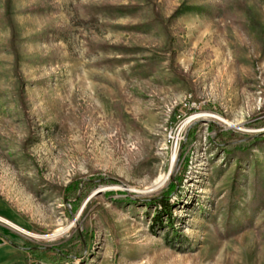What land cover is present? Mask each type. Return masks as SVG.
Masks as SVG:
<instances>
[{
	"label": "rangeland",
	"instance_id": "rangeland-1",
	"mask_svg": "<svg viewBox=\"0 0 264 264\" xmlns=\"http://www.w3.org/2000/svg\"><path fill=\"white\" fill-rule=\"evenodd\" d=\"M131 1L0 0L1 217L71 227L0 220V264H264V0Z\"/></svg>",
	"mask_w": 264,
	"mask_h": 264
},
{
	"label": "trees",
	"instance_id": "trees-1",
	"mask_svg": "<svg viewBox=\"0 0 264 264\" xmlns=\"http://www.w3.org/2000/svg\"><path fill=\"white\" fill-rule=\"evenodd\" d=\"M146 1V2H143ZM151 0H132L131 4L128 5H108V6H100L98 7L97 11L99 14L102 15V17H108L111 19H114V14L120 13L121 15H128L131 17H134V15L142 11L144 7H148L147 5H150ZM227 7L225 8L226 11L230 12L231 10L244 13L245 16L249 19V21L253 20L252 11L246 6L245 0H226ZM185 12H195L197 14H204L209 16L210 18H217V16L214 15V13H209L207 9H203L199 6H188V5H181L180 8L177 10L173 18L180 17ZM95 18V17H93ZM152 25V22L150 23H139L130 28L131 31L140 32L142 28L150 27ZM120 54L123 55L124 52L120 51ZM183 177H178L176 180H174L166 189H164L159 195H155L152 197H149L145 199L144 202L150 205L156 206L158 209V212L155 214L154 217V224L156 225H163L164 227L169 226L175 228L174 221L172 220V205H171V199L175 194H177L178 188L182 184ZM131 202H134V200L130 199ZM164 214V215H163ZM167 217L165 221L168 223H164V218Z\"/></svg>",
	"mask_w": 264,
	"mask_h": 264
},
{
	"label": "bare ground",
	"instance_id": "bare-ground-1",
	"mask_svg": "<svg viewBox=\"0 0 264 264\" xmlns=\"http://www.w3.org/2000/svg\"><path fill=\"white\" fill-rule=\"evenodd\" d=\"M202 117H203V116H202ZM205 117H209V118H210L211 116H205ZM199 118H201V116L194 117V118L188 120V121H187V124H189V123H191L193 120H195V119H199ZM216 119H217V118H216ZM218 119H219V118H218ZM219 120H220V119H219ZM226 124H228L229 126H232L230 123H226ZM176 157H177V156H176V154H175V156H174V158H173V164H174V162L176 161ZM170 178H171V173H169L168 175H165V176H161V177L158 178V179L156 180V182L153 184L152 190H153V191H158V190L162 189L163 187H165V186L168 184ZM0 220L3 221V222H5L6 224L10 225L11 227L16 228L18 231L24 233L25 235H27V236H29V237H31V238H33V239H38V240H55V239H57V238H59V237L65 235L66 233H68V232L70 231V229H71V227L61 228V229H59L57 232H55V234H54L52 237L47 238V237L37 236V235H34V234L30 233V232L24 231L23 229H21V228L15 226V225L12 224L11 222H9V221H7V220H5V219H3V218H0Z\"/></svg>",
	"mask_w": 264,
	"mask_h": 264
},
{
	"label": "crops",
	"instance_id": "crops-1",
	"mask_svg": "<svg viewBox=\"0 0 264 264\" xmlns=\"http://www.w3.org/2000/svg\"><path fill=\"white\" fill-rule=\"evenodd\" d=\"M183 16V15H182ZM4 211V212H3ZM3 213H6L5 212V209H4V207H3V205L0 203V217L1 216H5V217H9L8 215H6V214H3ZM2 218V217H1ZM3 246V245H2ZM1 247V246H0Z\"/></svg>",
	"mask_w": 264,
	"mask_h": 264
},
{
	"label": "water",
	"instance_id": "water-1",
	"mask_svg": "<svg viewBox=\"0 0 264 264\" xmlns=\"http://www.w3.org/2000/svg\"><path fill=\"white\" fill-rule=\"evenodd\" d=\"M5 244V239L0 236V246Z\"/></svg>",
	"mask_w": 264,
	"mask_h": 264
}]
</instances>
